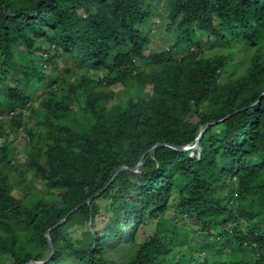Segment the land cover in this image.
<instances>
[{
	"label": "trees",
	"instance_id": "1",
	"mask_svg": "<svg viewBox=\"0 0 264 264\" xmlns=\"http://www.w3.org/2000/svg\"><path fill=\"white\" fill-rule=\"evenodd\" d=\"M153 6L0 0V112L28 138L0 146V264H264V0H166L158 52Z\"/></svg>",
	"mask_w": 264,
	"mask_h": 264
},
{
	"label": "rangeland",
	"instance_id": "2",
	"mask_svg": "<svg viewBox=\"0 0 264 264\" xmlns=\"http://www.w3.org/2000/svg\"><path fill=\"white\" fill-rule=\"evenodd\" d=\"M153 3H154L153 9L155 10L158 9L162 11L165 16L160 17V15L158 14L154 15L148 22L143 24L141 28L145 30V32L150 33L151 35V41L149 42L150 44L148 47H150L152 51L158 52L172 45L175 42V39H174V33L171 32L169 34H166V31H165L166 24L168 23V19L166 17L167 15L166 0H153ZM45 44L46 43L44 42V40H40L37 42L36 46L41 47ZM22 46L24 47V44H22ZM46 48L48 49V51H50L49 53L54 54L53 49L49 45L46 44ZM174 54L177 57H181L185 54V50L175 49ZM57 61L58 60H54L53 62L55 65H57L56 69L51 68V71L61 70V73H63L65 71V68L68 65L75 67L73 64L65 63L63 61H58V62ZM244 67L245 66L237 68L236 74L239 73ZM86 71H90L89 73L92 74L96 79L101 78L103 76L101 72L95 71L92 68ZM76 73L78 75V71H76ZM56 74L57 73L53 72L52 76L55 77ZM12 76H14L13 78L17 80L18 77L15 74H13ZM8 78L10 79L9 80L10 86H14L17 84V82L14 79H11L10 77ZM40 85L41 86L37 91L38 97H42L47 93V91L50 88V80L46 78L42 81ZM112 88L114 90V99H113L114 103H118L121 100H123V98H126V97L138 98L139 96H142V97L148 96V91H149V89L146 88V90L141 91L138 96V93L135 92L134 88L131 85H124L122 83H118ZM63 92L65 91L63 90ZM0 94H3V93H0ZM71 99L74 102V99L72 98V96H71ZM38 103L39 101L36 100L35 105H37ZM29 112H30L29 110L25 111L24 109V125H26L29 121V118H26ZM12 114H13L12 112L4 113V114L0 112V146L1 144L10 145V157L12 158V160H15L17 158L19 161H24L25 151H26L27 142H28L27 132L24 126L22 127L10 126V120H11ZM3 132H5L4 135L2 134ZM12 160H11V163H13ZM15 179L17 181L22 180L21 183L23 184V182L24 183H27L29 181L31 182L32 175L31 173L26 172L24 173V176H22V179L21 177H18V176ZM35 184L36 186L42 188L43 181L39 180ZM15 194H17L20 198L23 196V192L17 189L15 191ZM30 195L33 196L32 193ZM202 243H203V234L194 233L193 235H191L190 240H189L190 248L195 247L196 249H199V246H201ZM186 252H188L187 249L183 251V253H186ZM200 255H203V253Z\"/></svg>",
	"mask_w": 264,
	"mask_h": 264
},
{
	"label": "water",
	"instance_id": "3",
	"mask_svg": "<svg viewBox=\"0 0 264 264\" xmlns=\"http://www.w3.org/2000/svg\"><path fill=\"white\" fill-rule=\"evenodd\" d=\"M204 131H205V128H203V130H202V132H201V135L204 133ZM200 135V136H201ZM186 148V147H185ZM154 149H152V151H153ZM140 164H138V166H139ZM124 168H126V167H121L120 168V170H122V169H124ZM118 173V172H117ZM113 180V179H112ZM108 186V185H107ZM107 186H105L102 190H100L97 194H95L93 197H91L88 201H90L92 198H95L96 196H99L106 188H107ZM81 205H79V206H77V207H75L64 219H62L60 222H58L53 228H56V227H58V226H60L61 224H63L66 220H67V218H68V216H70L73 212H75L79 207H80ZM52 230V228L49 230V231H51ZM49 241H50V243H51V246H53V243H52V241H51V239H49Z\"/></svg>",
	"mask_w": 264,
	"mask_h": 264
},
{
	"label": "clouds",
	"instance_id": "4",
	"mask_svg": "<svg viewBox=\"0 0 264 264\" xmlns=\"http://www.w3.org/2000/svg\"><path fill=\"white\" fill-rule=\"evenodd\" d=\"M192 147H193L194 149H197V151H200V150H201L198 141H197ZM48 239H51V238L49 237Z\"/></svg>",
	"mask_w": 264,
	"mask_h": 264
}]
</instances>
